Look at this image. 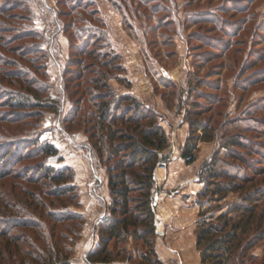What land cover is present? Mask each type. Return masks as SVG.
<instances>
[{
    "label": "rangeland",
    "instance_id": "rangeland-1",
    "mask_svg": "<svg viewBox=\"0 0 264 264\" xmlns=\"http://www.w3.org/2000/svg\"><path fill=\"white\" fill-rule=\"evenodd\" d=\"M16 1L20 0H0V6ZM22 1L29 4L31 10L27 17L22 10L11 12L14 19H6L9 15L0 13V59L5 61L0 63V154L6 151L3 150L5 145L22 140L25 141V152L32 148H26V145L36 143L33 147L36 157L22 161L23 165L43 161L58 169L70 165L68 161L74 160L75 156L81 158L98 191V195L91 196L98 206L95 204L93 210L89 207V211L82 200L81 207H77L73 200L45 195L40 185H28L29 190L40 196V201L35 198L31 205L33 197H26L15 184L22 183L21 180H0V264H31L30 258L36 254L32 246L44 249L56 242L62 250V258L54 260V264H101L87 262L86 255L98 241L94 227L107 214L109 203L106 202L108 195L104 182L107 170L99 154L90 149L84 131L88 125L77 124L93 109L89 100L94 87L88 81L99 77L94 73L99 65L93 69L94 60L85 53L93 45V28L100 29L101 24L84 13L81 15L85 23L76 20L80 11L61 17V11L69 12L72 8L70 3ZM84 1L91 5L95 0ZM114 1L118 2L119 9L107 0H98L99 4L94 2L99 7L98 15L101 14L107 24L111 48L120 55L121 69L114 71L116 78L110 79L109 83L118 94L129 93L155 108L159 122L169 135V150L173 155L181 156L188 135L187 111L194 107L200 110L199 119L212 127L213 138L199 143L197 161L202 164L219 153L222 157L220 165L233 176L248 177L245 189L212 200L204 209L222 207L226 210L232 203L251 196L257 206L256 224L248 235L249 249L244 264H264V0ZM71 21L74 29H85L71 40L85 53L81 56L84 65L76 69L69 77L70 83L66 84L63 71L57 76L52 66L49 39L57 37L60 46L59 38L65 32H59L58 26L65 28ZM34 30L45 34L32 36ZM85 41L91 46L86 47ZM64 47L61 45L57 61L67 59V65L71 55L70 49L68 55ZM39 48L49 53L47 61L34 59L29 62L30 58L40 57ZM95 48L96 54L102 55L109 49L101 48L99 44ZM72 56L77 57V52ZM14 62L24 70L27 81L5 75L13 69ZM40 62L46 65L36 71L34 66ZM43 70H46V77L42 75ZM79 74H83L81 81L77 80ZM28 85L33 86V90L45 91L41 93L42 98L47 97L45 105L25 110L12 108L6 94L26 92ZM49 101H59V109L49 108ZM75 105L81 113L72 122L73 129L66 130L65 119ZM77 135L86 137V141L79 142ZM230 136L241 138L247 146L238 156L239 160L225 157L227 152L223 145ZM44 143L54 145L59 150L58 155L41 154L39 148ZM15 197L27 200L25 209L27 215L33 217L36 227H16L17 216L27 215L16 209L20 206L14 204ZM57 211L83 216L79 237L78 221L55 222L49 213ZM171 218L157 225L158 230H163V224ZM197 219L198 215L196 228ZM86 222L90 223L87 235L84 232ZM122 247L126 248L124 257L108 264H143L140 254L146 248L141 242L130 240ZM24 260L27 263H23Z\"/></svg>",
    "mask_w": 264,
    "mask_h": 264
},
{
    "label": "trees",
    "instance_id": "trees-1",
    "mask_svg": "<svg viewBox=\"0 0 264 264\" xmlns=\"http://www.w3.org/2000/svg\"><path fill=\"white\" fill-rule=\"evenodd\" d=\"M61 1L58 0L59 5L68 3L72 5L69 12L61 11V17L72 16L80 11L76 20L85 23V18L81 15L84 13L101 24L100 29L98 27L93 28L95 30L86 28L95 32V36L91 38L92 46L90 42L85 41L88 43L86 47H92L88 53L86 52L87 54L71 42L77 33L85 30L84 28L74 29L73 21L68 22L65 28L58 26V30H63L69 37L71 58L63 71V79L66 84L70 83L69 77L75 73L76 69L84 65L81 58L84 53L85 56L94 60L92 62L93 69L95 65H99L100 69L94 72L99 77L88 81V84L94 87L91 90L89 100L93 109L86 114L87 117L84 121L81 120L82 123L77 124H84V127L88 125L84 131L88 135L90 149L99 154L101 162L106 167L111 201L107 207V214L94 227V232L98 234V241L95 247L87 253L86 261L108 264L123 258L126 248L122 246L127 245L132 240L135 243L141 242L146 248L140 254L143 264H159L156 251L158 228L154 203L155 194L160 188L156 185V172L160 164L168 165L173 160V152L169 150V135L159 122V115L155 108L140 102L129 93L118 94L109 83L110 79L116 78V74H113L114 71L118 72L121 69L120 55L111 48L107 24L101 14L98 15L100 13L97 5L99 4L98 0L91 2V5H88V2L85 3L84 0ZM107 1L113 2V5L119 9L117 1ZM15 10H22L26 13L24 14L26 17L27 14L31 13L29 4L22 0L6 2L5 6H0V13L9 15L6 16V19H14L15 17L10 15ZM44 34L42 31L34 30L31 35L41 37ZM86 39L88 40V38ZM98 44L101 48H109L108 51L104 52L103 55L96 54L97 48L95 46ZM38 52L40 53L39 58H30L28 61L31 63L35 61L34 59L47 61L49 53L42 51L41 48L38 49ZM73 52H77L78 56L74 58ZM3 61L4 59L1 58L0 63ZM45 65L40 62L34 68L39 71L44 69L43 66ZM23 71L14 62L13 69L6 72L5 75L9 78L11 76V79L17 78L21 81L26 79L27 81V75ZM42 75L46 77L45 72ZM82 79L83 74H79L77 80L81 81ZM32 87L28 85L26 92L21 91L20 94H6L7 103L18 110L42 107L45 105L47 97L42 98L41 93L45 91L33 90ZM48 103L49 108L59 109L60 107L59 101H49ZM199 111L197 107H194L187 111L185 116L189 129L181 150V158L187 165L197 161L199 143L211 141L213 138L212 127L199 119ZM80 113L81 109L75 105L65 119L66 130L73 129L72 122ZM72 116H74L73 119ZM24 142L20 140L12 142L11 146L7 144L3 147V150L6 151L0 154V180H21L22 183L15 184L26 197H33L31 205L34 204L35 198L40 201V196L29 190L28 185H40L42 193L45 195L56 199H70L74 201L77 207H81V195L76 183L75 169L70 165L56 169L43 161L23 165L22 161L36 157L35 148H33L36 143L26 145V148L30 146L32 148L25 152L23 150ZM223 147L227 152L225 154L226 159L236 160L240 159L238 156L241 151L247 149L243 140L234 136H230ZM39 149L40 153L46 156L55 157L59 153V150L49 143L40 145ZM221 161L222 157L219 153L213 154L209 160L203 161L197 173L198 180L203 183V187L196 197V203L200 207L197 219L196 245L202 264H244L249 249L250 238L248 235L256 224L257 206H255L252 197L245 196L241 202L232 203L226 210H223L222 207L204 209L210 201L222 199L229 193L239 192L245 189L248 183V177L245 176L240 179L233 176L220 165ZM15 200L14 204L20 206L16 209L27 215L25 209V206L28 205L27 200L23 201L20 197H15ZM49 214L53 221L58 223L70 219L77 220L80 226L77 236L81 235L82 215L59 211ZM17 218L19 220L16 227H36L31 216H17ZM256 229H259L258 225ZM112 244L114 247L111 246ZM33 247L36 249H33L36 254L31 256V264H54V260L58 261L62 258V250L58 248V242L53 243V245L48 244L44 249L37 248V246ZM25 262L27 263L26 260L23 263Z\"/></svg>",
    "mask_w": 264,
    "mask_h": 264
},
{
    "label": "crops",
    "instance_id": "crops-1",
    "mask_svg": "<svg viewBox=\"0 0 264 264\" xmlns=\"http://www.w3.org/2000/svg\"><path fill=\"white\" fill-rule=\"evenodd\" d=\"M56 39L57 37L49 39V49L52 61L56 59L54 69L56 75L59 76L64 71L67 59L59 62L57 57L60 55L61 45L66 47L69 55V42L68 37L64 33L59 38L60 46ZM77 140L79 142L86 141V137L77 135ZM68 162L76 171V181L80 189L82 203L87 210L91 211L89 207L92 206L93 210L95 204L98 206L94 197H91L93 196L92 194L98 195V191L90 180L86 165L81 158L76 156L74 160L72 159ZM200 164V162L196 161L191 165H187L179 154H175L166 171L157 170L156 172V185L160 188L158 191H165L168 194L167 197L161 198L160 201L172 214L171 220L162 226L164 233L156 237V251L161 264H202L196 245L197 228L195 223L200 211V207L196 203V197L203 187V183L199 182L197 176ZM104 182L108 195L106 202L110 203L111 196L107 175L106 177L104 176ZM89 224L86 222L85 235H87V229L89 230ZM94 240L95 238L93 242Z\"/></svg>",
    "mask_w": 264,
    "mask_h": 264
},
{
    "label": "built area",
    "instance_id": "built-area-1",
    "mask_svg": "<svg viewBox=\"0 0 264 264\" xmlns=\"http://www.w3.org/2000/svg\"><path fill=\"white\" fill-rule=\"evenodd\" d=\"M52 66L55 68L56 61H52ZM167 164H160L158 167V170L166 171L167 170ZM167 193L165 191H158L155 194V203H154V209H155V218H156V224L160 225V223L166 222L171 218V212L166 208V206L162 203L161 198L167 197Z\"/></svg>",
    "mask_w": 264,
    "mask_h": 264
},
{
    "label": "water",
    "instance_id": "water-1",
    "mask_svg": "<svg viewBox=\"0 0 264 264\" xmlns=\"http://www.w3.org/2000/svg\"><path fill=\"white\" fill-rule=\"evenodd\" d=\"M163 233H164V230H158V231H157V234H159V235H160V234H163Z\"/></svg>",
    "mask_w": 264,
    "mask_h": 264
}]
</instances>
